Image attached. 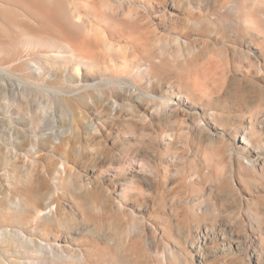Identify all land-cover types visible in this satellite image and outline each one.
<instances>
[{"label":"rangeland","instance_id":"rangeland-1","mask_svg":"<svg viewBox=\"0 0 264 264\" xmlns=\"http://www.w3.org/2000/svg\"><path fill=\"white\" fill-rule=\"evenodd\" d=\"M237 1L0 0V205H31L17 215L24 231L39 198L57 191L48 237L39 230L36 240L57 241L70 255L98 249L105 264H264V35L239 24ZM57 25L81 38L98 29L122 56L119 66L159 59L156 84L143 79L142 91L171 98L172 107L159 112L122 86L88 89L111 75L100 64L76 74ZM39 57L42 77L29 62ZM210 59L225 78L196 87L189 77ZM202 115L205 129L195 118ZM251 124L249 147L242 135ZM238 153L255 169H244ZM244 173L263 179L244 187ZM224 230L233 232L225 255Z\"/></svg>","mask_w":264,"mask_h":264},{"label":"bare ground","instance_id":"bare-ground-1","mask_svg":"<svg viewBox=\"0 0 264 264\" xmlns=\"http://www.w3.org/2000/svg\"><path fill=\"white\" fill-rule=\"evenodd\" d=\"M242 1L243 0H241L240 2V6L236 7L237 4H234L235 6L231 7H236L232 12H237L239 24L249 32L260 31L262 33L261 35H264V19H262V23L261 21L259 23V20H257L256 18V20L254 19V13H257V11H259L260 13V11L263 10L264 7L262 6L264 4L262 5V3L264 2V0ZM259 7H261L262 10H260ZM259 13L257 15H259ZM262 13H264V11ZM57 28L58 36H54H56L61 42L65 43L69 47L71 55L68 57L67 55H64L63 57L64 59L70 60L73 64H75L76 68L74 69V72L76 74L80 73L82 66H89L93 68L96 65L100 64L102 68V74L109 73L111 75L103 76L104 78H106L105 80L99 81L96 86H89L88 89L97 88L100 89V91H103L102 89L105 88L106 90H114L115 88H119L120 86H122L124 90H132V93H137V91H139L140 93H138V97L142 100H147L149 104H154L155 110L159 112L168 110L172 107L171 98L168 97L167 99H165V97H157L154 94L144 93L142 91V88L144 87L142 82L143 79H152V75L156 78V67L159 66V59H145L142 57H138L139 59L137 58L138 60L133 64L122 62V64L120 63L121 65L119 66L117 64V61L119 58H122V56H120V53L114 49L115 47L112 44H105V42H103L104 39L102 37H98V34L99 36L102 35L98 29H89L81 38L73 36L71 33L67 32L59 25H57ZM93 35L97 36L94 37ZM262 37L264 38V36ZM99 38H102V42L105 45ZM176 43L180 48L179 52H183L182 48L184 47V43L182 42V40L178 38V41H176ZM52 54H60V52H53ZM58 58H60L59 55H49L47 60L56 61L58 60ZM29 62L37 63L39 65V69L41 70V77L45 76L44 67L41 63L40 57L30 60ZM23 66H27V63H24ZM222 67L223 66L220 65V62H218L216 59H210L208 62L200 64L198 66V70H200V73H196L195 76H190L189 79L195 84L196 87L200 86L208 80L217 83L219 80L225 78V72L223 71ZM197 75H200L201 77ZM29 77V79H31L32 77H34V74H31ZM20 82L29 89L35 87L36 89L43 90L45 88L40 87L31 80H20ZM153 83L154 84H147V87L151 89V87L156 84L155 80H153ZM62 94L63 92L61 90L55 92V95L60 99L62 98ZM191 96H186L185 99L188 102L192 101L193 98ZM158 103H160V107ZM213 110L211 109L208 115H210V119L217 123L219 116L217 112ZM195 118L200 121L199 127L201 129H205L207 127L206 124H202V122L205 121L203 115L200 117L195 116ZM254 135L253 125L251 124V131H245L242 135V143L250 147V145L252 144V139H254ZM257 138L256 140H258ZM39 145L40 141H36L34 150H36ZM55 148H58V146H55ZM27 154H31V151H28ZM238 156L241 159V163L243 162L244 169H255L256 163H254L251 158L249 159L248 157L243 156L242 159V155L240 153H238ZM62 165L63 166L61 169L63 171L61 172H65L66 166H64V164ZM262 170L264 172V168ZM260 179L262 180L263 177L262 175L259 176V174L251 176L244 173L240 175V183L244 187H249V185L256 184L257 182L259 183ZM229 189L231 190L230 187ZM229 189H227V191H229ZM59 199L60 193H58L57 191H54L52 194H50L49 199L44 200L43 198H39V200L36 202V205H38L39 208L35 211V217L31 220L30 223L31 226L29 228H26L27 231H24V226L22 224L17 223V215L24 210L31 212L30 204L25 202L24 199H17L16 202L10 203L6 206L0 205V217L2 219L0 223L9 222L10 224V227L0 226V264H46L49 261L58 263L66 262L71 259H79L77 261L82 264H94L95 262L101 264L106 263L107 259L104 257L103 252L98 249L75 252L73 251L75 255H70L71 250L69 251L68 249L62 248L61 246L57 245V241L53 243L50 240H36V236L39 235V230L40 232L44 230L45 233H43L42 235L48 237V233L46 231V228H48V221L56 218ZM231 238L233 239V232L224 230V232L222 233V239L226 244L223 243L225 245V248L223 247L222 249L223 254L224 252H231L233 250L232 246L230 244H227ZM192 249L202 251V247L200 245H193ZM17 257L20 258L16 259ZM22 259H24V261ZM164 261H162L163 264H168V261L166 263Z\"/></svg>","mask_w":264,"mask_h":264}]
</instances>
